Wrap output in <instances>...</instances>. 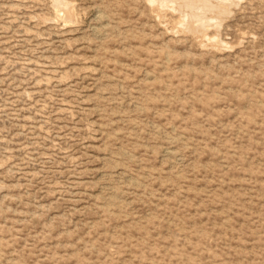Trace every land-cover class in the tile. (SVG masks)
<instances>
[{"label": "rangeland", "instance_id": "obj_1", "mask_svg": "<svg viewBox=\"0 0 264 264\" xmlns=\"http://www.w3.org/2000/svg\"><path fill=\"white\" fill-rule=\"evenodd\" d=\"M232 3L0 0V264H264V0Z\"/></svg>", "mask_w": 264, "mask_h": 264}, {"label": "bare ground", "instance_id": "obj_2", "mask_svg": "<svg viewBox=\"0 0 264 264\" xmlns=\"http://www.w3.org/2000/svg\"><path fill=\"white\" fill-rule=\"evenodd\" d=\"M150 3L160 5L162 8L170 7L172 10L180 14L182 25L185 28H190L191 21H197V27L194 31L203 30L206 28L210 14H215L217 18H221L230 13V8L233 0H148ZM169 8V9H170ZM171 11V10H170ZM174 13V12H173ZM176 13V14H177ZM219 21L218 19L214 22ZM191 23V24H190ZM220 23V21H219ZM195 24V25H196Z\"/></svg>", "mask_w": 264, "mask_h": 264}]
</instances>
